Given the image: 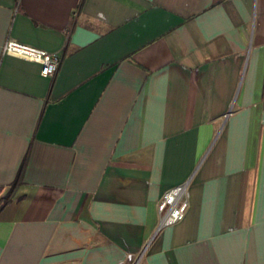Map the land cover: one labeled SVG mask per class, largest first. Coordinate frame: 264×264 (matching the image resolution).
Segmentation results:
<instances>
[{
    "label": "crops",
    "instance_id": "0c3cea01",
    "mask_svg": "<svg viewBox=\"0 0 264 264\" xmlns=\"http://www.w3.org/2000/svg\"><path fill=\"white\" fill-rule=\"evenodd\" d=\"M0 203V264H264V0H0Z\"/></svg>",
    "mask_w": 264,
    "mask_h": 264
},
{
    "label": "built area",
    "instance_id": "2783aa9c",
    "mask_svg": "<svg viewBox=\"0 0 264 264\" xmlns=\"http://www.w3.org/2000/svg\"><path fill=\"white\" fill-rule=\"evenodd\" d=\"M2 54H10L40 64V75L52 78L58 70L60 56L57 53L48 52L44 49L18 42L8 37L1 48ZM187 181L182 182L161 195L158 205L157 230L180 221L188 208L186 198Z\"/></svg>",
    "mask_w": 264,
    "mask_h": 264
},
{
    "label": "trees",
    "instance_id": "16d2710c",
    "mask_svg": "<svg viewBox=\"0 0 264 264\" xmlns=\"http://www.w3.org/2000/svg\"><path fill=\"white\" fill-rule=\"evenodd\" d=\"M54 77V76H53ZM53 77H52V79H53ZM0 207H1V203H0Z\"/></svg>",
    "mask_w": 264,
    "mask_h": 264
}]
</instances>
